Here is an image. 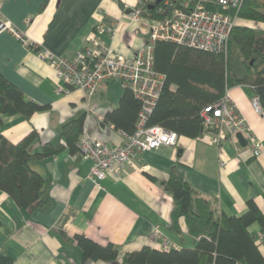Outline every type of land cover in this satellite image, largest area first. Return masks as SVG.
Returning a JSON list of instances; mask_svg holds the SVG:
<instances>
[{"label": "crops", "instance_id": "1", "mask_svg": "<svg viewBox=\"0 0 264 264\" xmlns=\"http://www.w3.org/2000/svg\"><path fill=\"white\" fill-rule=\"evenodd\" d=\"M156 1L3 0L0 19L11 21L32 47L8 31L1 33V74L27 99L47 108L30 120L20 115L2 116L0 132L18 143L35 130L39 138L33 152H39L46 144L66 145L61 136L63 125L83 116L84 132L91 137L112 146L123 144L121 132L99 119L118 108L124 93L120 83L99 84L89 102L80 90L62 94L55 68L40 59L39 51L47 49L73 58L86 47L95 26L109 18L121 21L123 27L113 41L107 36L102 40L122 55H135L147 37L141 31L142 23L133 22L127 10L141 2L153 5ZM239 23L251 26L252 22ZM231 95L261 140L259 157L242 136L220 147L212 145L206 135L179 136L176 147L164 146L134 158L138 168L146 169L128 165L125 173L107 177L98 188L87 179L92 160L67 147L34 163L49 182V204L30 213L0 191V264H123L119 260L84 263L77 235L102 245L113 243L124 254L144 247L160 249L163 238L158 231L179 248H194L197 239L189 233L185 218L179 220L178 228L172 226L174 202L162 183L174 171L202 196L214 200L220 216L243 215L249 201L264 214V109L260 114L254 110L251 86L232 87ZM249 231L259 237L260 225H251ZM259 248L264 257V241Z\"/></svg>", "mask_w": 264, "mask_h": 264}, {"label": "trees", "instance_id": "2", "mask_svg": "<svg viewBox=\"0 0 264 264\" xmlns=\"http://www.w3.org/2000/svg\"><path fill=\"white\" fill-rule=\"evenodd\" d=\"M166 1L154 3V8L143 2L144 15L164 19L185 2L196 0H173L169 2L171 5H165ZM208 8L221 11L215 5ZM239 18L259 26L237 24L226 54L173 42L155 44V66L166 74V81L149 124L162 125L179 136L199 137L202 134L201 111L222 98L226 88L240 85L251 86L264 108V28L261 26L264 25V0H245ZM46 108L27 99L0 71V121L4 115H20L30 120ZM140 108L141 103L133 92L124 89L118 108L109 112L103 121L120 132L133 134ZM84 120L82 116L63 125L61 136L66 145L46 144L39 152H33L39 138L35 130L18 143H12L0 132V191L30 213L49 204V182L34 168V163L53 157L67 147L77 152ZM162 184L173 198V228H178L179 220L185 218L189 233L197 243L194 248L170 250L144 247L125 254L123 264H264L259 248L264 241V238L259 241L260 236L264 237V214L254 201L248 202L243 215L224 217L220 216L214 200L202 196L179 173L174 171ZM255 223L261 228L259 237L249 231ZM75 239L84 263L118 260L121 251L113 243L102 245L85 235H77Z\"/></svg>", "mask_w": 264, "mask_h": 264}, {"label": "built area", "instance_id": "3", "mask_svg": "<svg viewBox=\"0 0 264 264\" xmlns=\"http://www.w3.org/2000/svg\"><path fill=\"white\" fill-rule=\"evenodd\" d=\"M244 1L185 2L182 7L175 8L170 17L164 19L145 16V5L143 2L138 3L129 8L132 10L129 15L133 22L142 23L141 31L146 34L147 42L132 56L118 53L112 45L102 40L103 36H107L113 41L119 29L123 27L121 21L109 18L103 19L95 26L86 47L73 58L55 55L47 49L39 51L40 59L55 68L56 83L60 93L68 95L74 90H80L89 102L96 95L99 84L117 80L123 89L131 90L141 103L136 129L130 135L121 132L125 139L121 145H109L83 132L77 146L78 153L93 162L87 176L88 180L100 188L107 177H118L125 173L128 165L138 168L134 162L136 156L164 146L178 145L179 135L175 131L168 130L162 125L149 124L166 81V74L157 70L155 66V44L159 41L173 42L204 51L226 54L231 33L239 24V12ZM2 2L3 0H0V15ZM165 5L171 4L166 2ZM210 5L219 7L221 11L208 8ZM7 31L32 47L24 34L11 21L0 19V34ZM252 106L257 113L263 112L260 98L256 95L252 98ZM200 116L201 135L209 136L212 145L220 147L226 141L235 140L241 135L247 140L254 156L261 155V140L238 109L232 98L231 88H226L222 98L205 107ZM99 119L104 120V116H100ZM221 166H225V163H221ZM138 169L143 170L146 167ZM158 233L163 238L160 249L179 248L161 231ZM263 238L260 236L259 241ZM124 257L125 254L120 252L118 260L123 262Z\"/></svg>", "mask_w": 264, "mask_h": 264}, {"label": "water", "instance_id": "4", "mask_svg": "<svg viewBox=\"0 0 264 264\" xmlns=\"http://www.w3.org/2000/svg\"><path fill=\"white\" fill-rule=\"evenodd\" d=\"M162 1H163V0H157V1H156V4H159V3H161ZM154 6H155V4L150 5L149 8H154ZM131 11H132L131 9H128V10H127L128 13H131ZM239 136H241V135H239Z\"/></svg>", "mask_w": 264, "mask_h": 264}, {"label": "rangeland", "instance_id": "5", "mask_svg": "<svg viewBox=\"0 0 264 264\" xmlns=\"http://www.w3.org/2000/svg\"><path fill=\"white\" fill-rule=\"evenodd\" d=\"M259 25L258 24H255V23H251V27H258ZM262 27H264V25H261Z\"/></svg>", "mask_w": 264, "mask_h": 264}]
</instances>
